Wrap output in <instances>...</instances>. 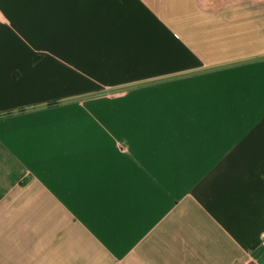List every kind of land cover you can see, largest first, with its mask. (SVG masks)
<instances>
[{
    "label": "crops",
    "instance_id": "obj_1",
    "mask_svg": "<svg viewBox=\"0 0 264 264\" xmlns=\"http://www.w3.org/2000/svg\"><path fill=\"white\" fill-rule=\"evenodd\" d=\"M0 264H264V0H0Z\"/></svg>",
    "mask_w": 264,
    "mask_h": 264
}]
</instances>
